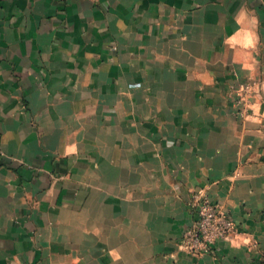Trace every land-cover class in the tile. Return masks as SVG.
Instances as JSON below:
<instances>
[{
	"label": "crops",
	"instance_id": "obj_1",
	"mask_svg": "<svg viewBox=\"0 0 264 264\" xmlns=\"http://www.w3.org/2000/svg\"><path fill=\"white\" fill-rule=\"evenodd\" d=\"M0 264H264V0H0Z\"/></svg>",
	"mask_w": 264,
	"mask_h": 264
},
{
	"label": "built area",
	"instance_id": "obj_2",
	"mask_svg": "<svg viewBox=\"0 0 264 264\" xmlns=\"http://www.w3.org/2000/svg\"><path fill=\"white\" fill-rule=\"evenodd\" d=\"M189 209L192 223L184 230L178 243L181 251L198 256L212 254L219 241L235 232L232 219L220 211L206 191L199 190L192 194Z\"/></svg>",
	"mask_w": 264,
	"mask_h": 264
}]
</instances>
